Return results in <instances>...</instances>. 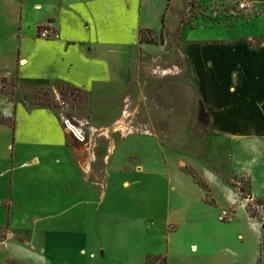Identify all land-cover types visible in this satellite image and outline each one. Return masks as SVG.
I'll list each match as a JSON object with an SVG mask.
<instances>
[{
  "label": "rangeland",
  "instance_id": "rangeland-1",
  "mask_svg": "<svg viewBox=\"0 0 264 264\" xmlns=\"http://www.w3.org/2000/svg\"><path fill=\"white\" fill-rule=\"evenodd\" d=\"M192 2L191 18L197 21L174 25L171 18L160 35L141 30L143 43L132 48L131 58L127 53L111 58L114 71L129 61L125 73L130 74L115 72L112 83H99L93 92L63 82L42 87L16 80L15 55L20 58L21 38L34 36V28L30 25L25 33L21 28L15 37L18 27L9 22L10 14L0 21V120L17 124L20 104L30 114L50 110L83 174L75 172L70 152L62 147L19 146L13 163L33 153L41 161L36 170L17 174L20 191L27 184L30 191L14 203L17 234L8 224L0 225V247L16 242L50 257L51 264H147L155 256L168 264H264V197L254 193L264 194V139L237 137L254 125L231 117L257 98L237 81L228 90L208 69H188L181 39L211 40L213 26L238 35L240 28L255 25L251 16L260 11L245 0H213L200 7L198 0ZM242 3L249 8L240 9ZM46 29L49 37L41 38ZM225 30L216 35H227ZM36 35L44 41L59 38L51 26L38 28ZM144 45L161 54L144 56ZM203 108L210 115L207 125L200 120ZM2 125L9 128L0 127L7 143L0 158L10 163L11 126ZM252 175L257 179L253 187ZM83 177L99 185L88 188L86 216L49 218L54 188L63 187L64 195L68 185ZM70 230L73 234H67ZM81 247L86 249L80 260ZM12 248L0 252V264L6 256L24 258L17 245Z\"/></svg>",
  "mask_w": 264,
  "mask_h": 264
},
{
  "label": "crops",
  "instance_id": "crops-1",
  "mask_svg": "<svg viewBox=\"0 0 264 264\" xmlns=\"http://www.w3.org/2000/svg\"><path fill=\"white\" fill-rule=\"evenodd\" d=\"M210 1L213 0H198V7L207 5ZM245 1L256 5L260 11L257 16H251L256 20L255 25L252 24V28L248 26L246 30L242 27L239 34L236 35L231 33L226 26H213L212 28L215 29L213 39L200 42L202 44L196 43V41L185 42L183 37L181 39L184 42L182 43L184 45L183 53L188 61V69L198 71L200 68L202 72L208 69L214 77H218L217 82L220 86L223 82L225 89L233 90L237 81L243 90L250 94L255 93L252 95L257 99L252 97L253 102L245 104L243 111L240 110L239 114L235 113L231 117L232 121L241 123L246 119L245 121L248 120L254 125L251 128L249 126L243 128L242 132L237 133V137L263 140L264 0ZM190 9L191 0H0V21L8 20L10 14L11 21L9 22L18 27L16 32L13 30L15 37L21 28L23 33L30 25L34 28V36L25 34L21 38L20 58L19 55H15L16 65H18L14 70L16 80L39 83L42 87H51L57 82H63L93 92L95 89H99V83H112L114 75H116L115 72L130 74L131 71L125 73L130 69L129 61L122 63V72L114 71L113 65L115 64L111 58L126 53L131 58L132 48L141 47V30H151L154 34L160 35L166 21L170 23L173 21L171 18L175 23L177 22L174 25H179L183 21L191 23L197 21L196 18H191ZM252 18L251 22L254 21ZM50 26L58 32L59 38L55 41L39 39L36 35L37 29ZM184 28L185 26L183 30ZM218 29H226L227 35L223 37L216 35ZM182 33L184 34V31ZM14 40L15 38L13 42ZM151 47L154 48V46ZM152 48L149 45L142 46L143 55L149 58L151 53L161 54L160 50ZM133 70L135 69L133 68ZM6 76L8 77L9 74ZM207 80L211 85L215 83L213 78ZM224 88L220 87V89ZM4 100L3 103L6 102L5 98ZM18 108L15 132L10 128L9 149L11 156L9 159L11 162L4 163L0 158V179L3 176L8 177L2 179V182L0 181V225L8 224L7 227L10 228L12 234H17V229L13 228L14 203H17L23 196V192L27 195L30 191V184L25 185L26 191L24 189L23 192L20 191L22 185L17 182V174L22 171L36 170V167H39L37 162L41 161L40 156L33 153L30 159L17 164L13 163L19 146L62 147L63 150L70 152V161L74 165L75 172L83 176L71 148L67 145L66 136L61 130L57 116L45 108L31 114L25 110V106L22 104ZM2 113L5 116L10 115V112L6 113L5 109ZM0 127L8 126L0 124ZM229 127L225 125V129ZM6 145V135L4 134L3 138L0 137V155L2 152H6ZM261 152L264 153V150ZM30 162H33L34 165ZM252 180L253 187L257 179L252 175ZM94 185L99 186L92 179L83 177L74 181V184L68 185L70 187L65 189V193L69 195L61 194L60 190L63 187L54 188L56 194L49 198L52 204L49 218L59 219L61 216L68 217L73 214L86 216L88 188ZM254 193L259 197H264V194L260 195L255 191ZM71 202L74 203L73 206L66 205ZM8 219L10 223H8ZM52 232L50 231V233ZM67 234H73V231L70 230ZM13 244L17 245V249H20L19 255L28 261L42 264L53 263V259L51 260L50 257H44L38 252L16 244V242L6 241L5 246L0 247V252L6 250L7 247L13 249ZM84 249L86 248L81 247L76 259L82 257ZM24 258L21 259L14 255L6 256L3 264H7L9 260L27 262ZM45 258L46 260H44Z\"/></svg>",
  "mask_w": 264,
  "mask_h": 264
},
{
  "label": "trees",
  "instance_id": "trees-1",
  "mask_svg": "<svg viewBox=\"0 0 264 264\" xmlns=\"http://www.w3.org/2000/svg\"><path fill=\"white\" fill-rule=\"evenodd\" d=\"M195 7V2H192V5H191V10ZM43 29V28H42ZM143 31L140 32V43H143V39H142V36H143ZM151 33V32H149ZM152 43V41L150 42ZM202 112L203 114H201L200 116V120L204 121V123L207 125L208 122H209V113L207 112V110L205 108L202 109ZM0 124H8L11 126V129L15 132L16 130V124L15 123H9L7 120L5 119H1L0 120ZM264 206V204H261ZM252 217H256V216H252ZM263 229H264V225H263ZM264 251V239L263 241H261V252L263 253ZM262 256V254H261ZM7 264H22L21 262H17L15 260H9ZM147 264H168V261L166 258H162L160 256H155V257H150L148 258L147 260Z\"/></svg>",
  "mask_w": 264,
  "mask_h": 264
},
{
  "label": "built area",
  "instance_id": "built-area-1",
  "mask_svg": "<svg viewBox=\"0 0 264 264\" xmlns=\"http://www.w3.org/2000/svg\"><path fill=\"white\" fill-rule=\"evenodd\" d=\"M248 8H249V6H247L245 3L240 4V9H248ZM48 32H49L48 29L44 30V32L42 33V37L41 38H47V37H49ZM77 138H78V136H77Z\"/></svg>",
  "mask_w": 264,
  "mask_h": 264
}]
</instances>
